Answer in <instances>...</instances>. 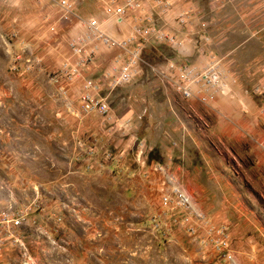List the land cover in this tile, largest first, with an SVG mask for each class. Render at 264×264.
<instances>
[{
  "label": "rangeland",
  "instance_id": "374dc122",
  "mask_svg": "<svg viewBox=\"0 0 264 264\" xmlns=\"http://www.w3.org/2000/svg\"><path fill=\"white\" fill-rule=\"evenodd\" d=\"M159 5L165 12L172 6ZM194 5L176 15L172 29L153 19L138 26L129 82L116 84L119 67L104 84L87 80L70 90L76 70L37 67L20 39L19 8L0 0V264H264V184L244 177L225 137L201 113L217 89L197 82L204 101L185 102L168 80L169 66L194 72L200 55ZM88 83L98 86L105 115L84 111ZM159 168L205 216L210 234L192 209H165ZM189 181L204 194L198 201L185 188ZM219 211L225 224L215 225ZM232 221L240 230L235 250ZM222 226L226 257L217 246Z\"/></svg>",
  "mask_w": 264,
  "mask_h": 264
},
{
  "label": "crops",
  "instance_id": "0c3cea01",
  "mask_svg": "<svg viewBox=\"0 0 264 264\" xmlns=\"http://www.w3.org/2000/svg\"><path fill=\"white\" fill-rule=\"evenodd\" d=\"M6 1L19 8L20 39L37 67L58 72L64 65L66 70H76L70 90H81L87 80L106 83L108 74L125 65L138 46L135 28L153 19L172 29L176 15L186 13L194 1L199 11L194 26L200 55L194 57L191 68L193 73L205 69L212 57L222 81V90L213 91L207 102L200 104L204 106L201 113L208 114L216 135L225 137L233 161L238 160L245 170L244 177L264 184V0H171L166 12L159 5L161 0H138V10L128 6L132 0H114V6L125 11L120 21L103 10L101 0ZM64 1L69 11L61 6ZM92 23L125 47L101 43ZM70 43L83 53L79 55ZM189 182L185 188L198 201L204 194L197 191V182ZM211 220L215 225L225 224L221 211L212 213ZM234 224L230 223L229 233L233 250L240 245V230L232 227ZM248 245L245 248L251 247ZM4 259L1 256L0 263Z\"/></svg>",
  "mask_w": 264,
  "mask_h": 264
},
{
  "label": "built area",
  "instance_id": "2783aa9c",
  "mask_svg": "<svg viewBox=\"0 0 264 264\" xmlns=\"http://www.w3.org/2000/svg\"><path fill=\"white\" fill-rule=\"evenodd\" d=\"M104 11L114 16L116 21H120L122 19V15L124 14V9L120 7L114 6V0H101ZM128 6L132 9L138 10L140 9V3L138 0H132L130 3H128ZM183 18V17H182ZM149 20V19H148ZM91 27H93V30L96 32V39L99 40L101 43L105 45H109L111 47H119L123 49L125 47V43H116L115 41L111 40L109 37H107L104 33L100 32L97 28H95L94 23L90 24ZM140 33L138 27L134 29L135 37L138 36ZM143 34H149V30L145 31ZM163 36V35H160ZM166 36L164 39H167ZM79 51V50H78ZM136 54L132 53L130 60L122 66V68L119 70L118 80L116 81L118 83H127L131 80L134 73L133 70H131V67H136ZM211 63L203 69L202 71L193 73L191 70L186 69L183 64H173L169 67H171V73L173 75L171 76L169 80V83L174 88V90L179 95L180 99L189 102L193 100H201L204 101L201 97H199L198 91L194 88L195 85L198 83H202L204 85V88H210V89H218L222 90V84H221V77L219 72L217 71V62L216 60H213L212 57H210ZM198 82V83H197ZM97 89L98 86L88 83L85 86L84 91L80 95V101L82 104V107L85 112H89L92 110H97L101 114L105 115L107 112V106L106 103L102 100L97 98ZM156 171H163L162 168L155 169ZM165 173V183L168 186L167 192L163 194L162 198V205L167 209L168 206L173 207L174 209H186L191 210L192 204L189 200V197L181 191V189L178 187L177 183L175 182L174 178L171 175H168ZM181 210V211H183ZM193 215L195 216L196 220L199 221L198 224L204 226V228L207 229V232L210 234L213 231V228L210 226L209 222L205 221V216H203L201 213L197 214L193 210ZM15 225L17 223H14ZM227 228L226 227H219V229L216 231V234L218 236V243L217 246H221L223 252H226L223 254V256H227ZM1 242V240H0ZM26 260H29L27 258ZM227 260H230V257H227ZM231 263V262H230ZM27 264V263H26ZM31 264V262H30Z\"/></svg>",
  "mask_w": 264,
  "mask_h": 264
}]
</instances>
